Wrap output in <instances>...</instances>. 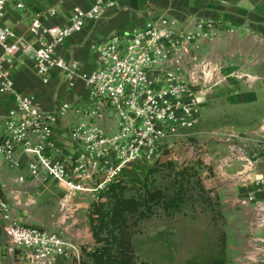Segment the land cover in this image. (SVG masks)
Segmentation results:
<instances>
[{"label":"built area","instance_id":"obj_1","mask_svg":"<svg viewBox=\"0 0 264 264\" xmlns=\"http://www.w3.org/2000/svg\"><path fill=\"white\" fill-rule=\"evenodd\" d=\"M118 1L93 0L88 7L76 4L62 22H51L58 14L55 8L37 12L26 34L8 22L25 2L0 0V95L10 94L14 101L0 116V163L20 167L26 157L32 177L44 172L64 189L92 190L97 187L88 184L91 179L104 175L98 183L101 187L126 164L153 159L161 142L197 123L213 70L197 50L199 41L217 29L212 18L193 16L190 28L164 13L147 18L128 31L93 43L92 68L58 52L68 36ZM27 58L44 83L52 71L70 90L81 81L86 90L83 102L61 101L47 110L34 93L17 92L13 73ZM69 110L76 119L69 128L70 147L63 150L56 133ZM0 223L7 236L5 250L13 256L36 264L58 257L80 259V246L61 233L18 220L2 187Z\"/></svg>","mask_w":264,"mask_h":264},{"label":"rangeland","instance_id":"obj_2","mask_svg":"<svg viewBox=\"0 0 264 264\" xmlns=\"http://www.w3.org/2000/svg\"><path fill=\"white\" fill-rule=\"evenodd\" d=\"M22 12L17 10L18 14ZM193 16L198 15H186L180 23L192 27ZM24 18L26 15L21 20ZM210 18L218 24L217 29L209 38L199 41L197 55L209 59L213 72L194 127L166 138L153 159L126 164L120 174L101 187L98 183L104 175L88 181L96 189L57 188L50 181L32 186L22 193L28 204L26 211L19 207L14 211L24 223L61 233L80 246L81 259L82 247L91 249L95 245L90 223L92 204L112 180L122 178L131 184L143 177L147 167L155 166L159 172L152 177L156 184L167 188L171 179L169 161L176 170L193 166L201 179L207 180L214 171L227 179L220 169L236 171L253 160L264 133L258 122L264 110V43H257L251 35L243 41L232 40L229 47L223 22ZM26 22L21 23V29L27 34ZM195 178L193 175L189 181ZM184 180L186 200L178 208L170 214L158 208L156 214L134 227L132 241L138 260L146 264H232L236 239L232 237L235 231L230 230L235 228L236 216L232 212L235 205L222 201L228 192L221 196L216 190L199 192L191 182H186L187 178ZM6 242L0 223V264H36L7 253ZM80 259L58 257L45 264H80Z\"/></svg>","mask_w":264,"mask_h":264},{"label":"crops","instance_id":"obj_3","mask_svg":"<svg viewBox=\"0 0 264 264\" xmlns=\"http://www.w3.org/2000/svg\"><path fill=\"white\" fill-rule=\"evenodd\" d=\"M23 1V12H14L8 20L19 31H22L21 23L24 24L25 21L28 29L30 18L37 12L55 8L58 14L51 22H62L67 19L74 5L88 7L93 0ZM162 13L179 21L189 14L222 21L227 32L225 42L229 47L232 40L243 41L251 35L258 40L257 43H264V0H119L115 5L104 8L101 15L87 23L81 31L68 36L58 52L67 60L78 61L84 67L92 68L95 65L91 48L93 43L104 41L114 33L128 31L147 18L157 17ZM20 15H26L24 21L19 18ZM209 53L211 54L210 51ZM13 78L17 92L34 93L40 105L47 110L55 108L61 101L80 105L86 95L81 81L70 90L57 71H52L49 82L44 83L36 74L33 61L29 58L13 73ZM13 103L12 95H0V116L5 114ZM75 119L76 113L69 110L58 125L56 142L63 150L70 147L69 128ZM258 122L259 128L264 129V110ZM260 142L261 147L250 163H243L236 171L229 168L220 169L227 179L219 177V172L214 171L209 179L202 180L206 188L216 190L220 196L222 192H228L222 201L226 200L228 204L235 205L232 210L236 216L235 228L230 230L235 231L232 237L236 239V258L232 264H264V182L261 181L264 178V133ZM25 158L23 157L20 167L0 163V187L10 202L12 214L22 222L24 221L14 211L17 207L26 211L28 204L22 195L24 191L44 181L54 182L53 185L57 188L61 187L44 172H41V177H32L25 164ZM19 175L24 177L22 181L18 179ZM249 196L252 198L249 199Z\"/></svg>","mask_w":264,"mask_h":264},{"label":"trees","instance_id":"obj_4","mask_svg":"<svg viewBox=\"0 0 264 264\" xmlns=\"http://www.w3.org/2000/svg\"><path fill=\"white\" fill-rule=\"evenodd\" d=\"M168 164L171 179L167 188L156 184L155 177H152L159 168L149 166L137 182L130 184L116 178L100 191L90 211L95 245L91 249L82 247L80 264H146L138 260L134 250V227L156 214L158 208L169 214L178 208L186 200L184 178L199 192L211 191L204 186L193 166L176 170L172 161ZM193 175L196 178L189 181Z\"/></svg>","mask_w":264,"mask_h":264}]
</instances>
